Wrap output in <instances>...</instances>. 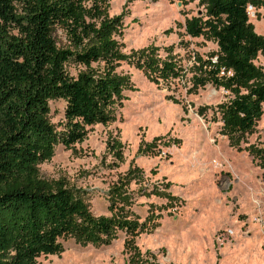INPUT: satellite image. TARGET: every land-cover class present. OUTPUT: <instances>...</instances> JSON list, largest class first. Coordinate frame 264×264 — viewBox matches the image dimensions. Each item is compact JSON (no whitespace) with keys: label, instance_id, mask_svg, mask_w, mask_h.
<instances>
[{"label":"rangeland","instance_id":"obj_1","mask_svg":"<svg viewBox=\"0 0 264 264\" xmlns=\"http://www.w3.org/2000/svg\"><path fill=\"white\" fill-rule=\"evenodd\" d=\"M262 1L247 12L264 37ZM107 14L122 15L118 39L128 59L116 72L128 79L125 100L109 122L87 126L82 142L57 144L51 160L37 166L41 176L62 179L96 217L122 209L142 224L133 244L154 264H264V226L254 220L264 219V164L221 135L218 105L225 93L210 83L196 85L204 77L202 61L215 62L218 54L210 37L186 33L187 21L205 19V6L198 0H108ZM150 47L160 63L179 68L177 78L156 84L157 73L135 68ZM254 64L264 71L263 56ZM83 70L71 66L69 73ZM63 109L64 102H49L56 131ZM262 110L254 130L239 138L241 148L264 149ZM117 185L122 191L115 196ZM127 239L121 230L99 246L67 239L62 252L41 255L36 263L128 264Z\"/></svg>","mask_w":264,"mask_h":264},{"label":"trees","instance_id":"obj_2","mask_svg":"<svg viewBox=\"0 0 264 264\" xmlns=\"http://www.w3.org/2000/svg\"><path fill=\"white\" fill-rule=\"evenodd\" d=\"M198 1L205 19L187 21L186 33L210 37L218 54L215 62L202 61L204 77L196 85L210 83L225 93L227 100L218 105L221 135L262 165L264 149L241 148L239 138L263 114L264 71L254 61L264 57V37L247 12L263 1ZM107 9L108 0H0V264H37L41 255L62 252L67 239L99 246L117 230L128 238V264H154L133 244L142 224L122 209L94 216L62 179L47 180L37 168L51 160L57 144L70 148L85 139L87 126L109 122L125 100L128 79L116 72L128 59L118 39L122 15L110 17ZM155 53L143 49L135 68L157 73L156 84L177 78L179 68L160 63ZM71 66L84 70L72 76ZM57 100L64 102L60 131L48 119L49 102ZM120 187L111 193L118 196Z\"/></svg>","mask_w":264,"mask_h":264},{"label":"built area","instance_id":"obj_3","mask_svg":"<svg viewBox=\"0 0 264 264\" xmlns=\"http://www.w3.org/2000/svg\"><path fill=\"white\" fill-rule=\"evenodd\" d=\"M255 222H257L261 227L264 226V219L260 218V217H256L255 219ZM225 235V238L227 239V237L229 236V234H224ZM221 237V240L220 241H224L225 239H222V236Z\"/></svg>","mask_w":264,"mask_h":264}]
</instances>
